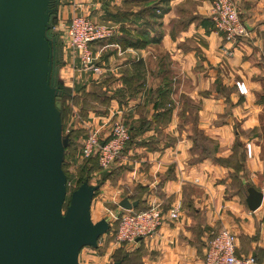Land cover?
<instances>
[{"label": "crops", "instance_id": "0c3cea01", "mask_svg": "<svg viewBox=\"0 0 264 264\" xmlns=\"http://www.w3.org/2000/svg\"><path fill=\"white\" fill-rule=\"evenodd\" d=\"M232 1L248 31L232 42L214 31L209 0H56L53 5L60 32L71 17L84 15L103 19L114 33L106 44L91 46L98 45L103 55L100 63L92 53L100 77L81 71L61 40L63 85L80 102L92 97V108L83 113L72 106L71 121L83 132L106 137L110 120L123 118L134 136L108 178L96 185L91 220L96 213V223L106 219L110 229L111 217L120 212L112 202L115 194L118 203L138 202L136 209L180 207L177 221L164 222L153 238L130 248L139 264H204L207 244L221 229L236 236L238 257L264 264V0ZM108 8L128 16H108ZM123 31L133 40L151 41L122 47L117 38ZM236 82L246 85V95L238 93ZM98 95L107 104H98ZM193 128L213 142V155L199 160L192 152ZM234 155L240 165L235 173L226 164ZM248 187L263 195L254 212L245 203Z\"/></svg>", "mask_w": 264, "mask_h": 264}, {"label": "water", "instance_id": "95a60500", "mask_svg": "<svg viewBox=\"0 0 264 264\" xmlns=\"http://www.w3.org/2000/svg\"><path fill=\"white\" fill-rule=\"evenodd\" d=\"M55 2L0 0V264H78L81 249L95 248L109 229L106 219L91 220L98 186L84 182L61 213L68 137L61 136L53 83ZM246 193L254 212L263 195L253 187ZM117 206L130 211L138 202L123 198Z\"/></svg>", "mask_w": 264, "mask_h": 264}, {"label": "built area", "instance_id": "2783aa9c", "mask_svg": "<svg viewBox=\"0 0 264 264\" xmlns=\"http://www.w3.org/2000/svg\"><path fill=\"white\" fill-rule=\"evenodd\" d=\"M209 1L211 21L217 34L223 36L227 42L247 36V27L232 0ZM64 31L66 46L72 55L77 57L80 70L90 72L96 77L102 76V68L95 64L91 46L99 40L111 37L113 31L94 23L84 15L71 17ZM235 87L240 95L247 94V88L243 82H236ZM109 124V133L103 138L99 131L89 130L80 149V154L85 159L95 156L97 165L102 170L112 166L130 141L129 129L120 119ZM246 152L248 156L251 155L249 145L246 147ZM261 172L264 176V162ZM118 198L115 194L112 200L116 205ZM179 212V206H174L167 212H163L158 205H152L145 210L120 209L118 214L113 215L117 216L113 230L115 243L130 249L138 243L136 242L138 238L151 239L164 222L177 221ZM110 224L112 228V222ZM203 261L204 264H256V259L252 256L238 257L236 255V236L227 229H221L208 242Z\"/></svg>", "mask_w": 264, "mask_h": 264}, {"label": "rangeland", "instance_id": "374dc122", "mask_svg": "<svg viewBox=\"0 0 264 264\" xmlns=\"http://www.w3.org/2000/svg\"><path fill=\"white\" fill-rule=\"evenodd\" d=\"M87 17L91 19L90 16ZM91 20L94 21L93 19ZM94 22L112 31V29L109 28L108 25H104L103 19L97 17V20ZM50 32L55 37V43H54L55 66L53 72V83L58 87L61 86L63 92H65L64 96L61 95L55 100L58 109L62 110L61 136L62 137L70 136L72 138V142L69 141L68 146L64 150V155L62 160V170L66 176V195L61 213L62 215H65L66 209L69 205L70 198L73 192L76 191L80 187V185H82V183L84 182L92 186L102 185L104 181L108 178L109 168L106 170H102L98 167L94 159H85L80 154L82 143L79 144L77 143L76 140L81 135H84L83 133L85 132H86L85 135H87L88 130H85V132H83V130L78 125L74 124V122L71 121L70 119L71 117H69L70 116L69 112L71 111L74 103L73 101L68 99V94L70 90L67 89L62 83L63 81V79H61L62 65L60 63V58L62 55L61 40H64L65 32H60L57 29L56 17H54L51 21ZM113 35H111V37ZM111 37L99 40L95 43L99 42L106 44L108 40L111 39ZM99 48L100 47L96 45L94 49H92V53L97 52L98 61L102 63L103 55ZM106 50H110V49L107 48ZM98 96H99V98L97 99L98 104H104V105L107 104V100L105 99V97H102L101 95ZM83 100L87 102L86 104L87 109L90 108L91 106L88 103L92 102V97L90 95L88 97L83 96ZM80 115H82L81 112ZM117 119H120L127 127V122L123 120V118H116V119L112 118L110 122L115 121ZM203 145L205 144L203 143ZM229 162H231L232 165L230 167H233V169L234 167L238 168L240 166L238 164V160L235 155L230 159ZM237 171L234 169V173ZM116 217L117 216H113L111 218L112 228L110 227V229L98 239L97 246L95 248L84 247L83 249H81L78 256V264H112L117 259H124V257L128 256L130 249H128L124 245H118L115 243L113 230L115 227ZM98 218H99L98 215L94 213L92 216V222L96 223Z\"/></svg>", "mask_w": 264, "mask_h": 264}, {"label": "trees", "instance_id": "16d2710c", "mask_svg": "<svg viewBox=\"0 0 264 264\" xmlns=\"http://www.w3.org/2000/svg\"><path fill=\"white\" fill-rule=\"evenodd\" d=\"M106 14L108 16H112L114 18H118V19H124L125 17H127L128 15L125 13V12H120V11H117L116 9L114 8H108L106 10ZM55 17V14L52 13V15L50 16V20H49V35L50 37L52 38V40L55 41V37L53 34H51L50 32V25H51V21L52 19ZM242 20V19H241ZM243 21V20H242ZM144 35V34H143ZM145 36V35H144ZM140 37V36H139ZM118 40V43L122 46V47H127V46H130V47H144L145 45H147L148 43H150V39L148 40L147 37L144 38V37H141L140 39L142 40H139V38H136L135 40L131 39L129 37V33L126 32V31H123L121 36H119L117 38ZM57 86V85H56ZM60 91H59V94L57 96L60 97L61 95L64 96L65 95V92H63V89L62 87L60 86L59 87ZM164 95V93H162ZM161 94V95H162ZM160 95V96H161ZM68 99L73 101V105L75 106H78L80 107V110L81 112L83 113L85 111V109H87V105L85 104L84 101L80 102L79 100V97H75V96H72L70 95V92L68 94ZM60 115H61V123H62V110L60 109ZM129 133H130V130H129ZM68 137V144H69V141L72 142V138L70 136H67ZM134 136H132L130 134V141L127 143L126 147L127 148L131 141L133 140ZM192 142H193V147H192V152L196 153L198 152L200 154V159H202L203 157H208V156H211L213 155V152H214V144L212 141H210L208 138H206L201 132H199L196 128H193V132H192ZM203 143L205 145H203ZM67 144V146H68ZM66 146V147H67ZM65 147V148H66ZM125 150V149H124ZM88 159H94L96 164H97V160H96V157H90ZM220 163L224 164V161H221V160H218ZM230 159L227 161V165L228 166H231V162H229ZM234 169L239 172L240 170V166L238 168H235ZM83 184V183H82ZM147 208H144V209H136V210H145ZM114 262H121V264H139V261H138V256L137 255H132L131 253L128 254L127 257H124V259H117L116 261ZM113 262V263H114Z\"/></svg>", "mask_w": 264, "mask_h": 264}]
</instances>
